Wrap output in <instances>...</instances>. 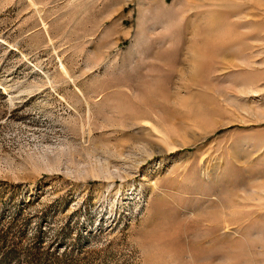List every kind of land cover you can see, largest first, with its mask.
Masks as SVG:
<instances>
[{
  "label": "rangeland",
  "instance_id": "374dc122",
  "mask_svg": "<svg viewBox=\"0 0 264 264\" xmlns=\"http://www.w3.org/2000/svg\"><path fill=\"white\" fill-rule=\"evenodd\" d=\"M0 264H264V0H0Z\"/></svg>",
  "mask_w": 264,
  "mask_h": 264
}]
</instances>
